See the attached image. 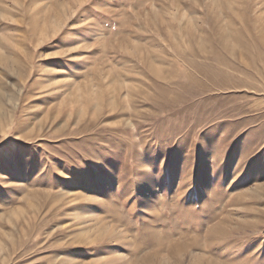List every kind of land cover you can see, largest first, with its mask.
Wrapping results in <instances>:
<instances>
[{
  "label": "rangeland",
  "instance_id": "374dc122",
  "mask_svg": "<svg viewBox=\"0 0 264 264\" xmlns=\"http://www.w3.org/2000/svg\"><path fill=\"white\" fill-rule=\"evenodd\" d=\"M0 264H264V0H0Z\"/></svg>",
  "mask_w": 264,
  "mask_h": 264
}]
</instances>
